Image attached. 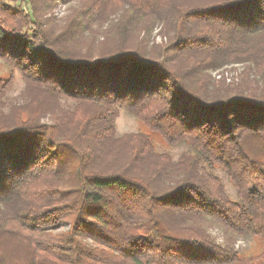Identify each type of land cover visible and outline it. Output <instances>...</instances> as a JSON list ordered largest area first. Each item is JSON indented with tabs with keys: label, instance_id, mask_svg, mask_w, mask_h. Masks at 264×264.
<instances>
[{
	"label": "trees",
	"instance_id": "obj_1",
	"mask_svg": "<svg viewBox=\"0 0 264 264\" xmlns=\"http://www.w3.org/2000/svg\"><path fill=\"white\" fill-rule=\"evenodd\" d=\"M0 59V264H264L201 224L264 240V0H0Z\"/></svg>",
	"mask_w": 264,
	"mask_h": 264
},
{
	"label": "rangeland",
	"instance_id": "obj_2",
	"mask_svg": "<svg viewBox=\"0 0 264 264\" xmlns=\"http://www.w3.org/2000/svg\"><path fill=\"white\" fill-rule=\"evenodd\" d=\"M68 6L67 3L58 2L54 7L52 14L53 23L57 24L60 22V16H62L66 12V7ZM26 8V6H25ZM151 38L154 42H163L166 40V36L161 32L160 26L156 25L152 32ZM242 67L241 64H229L228 66L218 70H212L210 73L212 76L224 77L226 81L231 75H237L238 70ZM10 74L13 76V82L10 89L7 91L5 97L3 98V106H0L4 111H8L9 106L13 103H21L23 102V98L21 96V91L23 90L24 82L21 78V74L18 70L9 67L0 59V77L7 78ZM63 104L70 103L69 101H62ZM45 120H49L48 118H44ZM115 128L117 136L122 135L127 132L132 131H143L145 132L153 141L156 149L158 151L167 150L171 153L172 158L174 160L180 155V153L186 148V145H173L169 146L163 142L160 138L159 134L154 131L147 129L140 121H138L134 116L129 114L124 109H119L118 116L115 119ZM217 172L222 177L226 190L228 193L234 197L235 190L234 188L227 182L226 176L223 172L217 170ZM201 224L206 228V230L211 234L212 237L216 239L217 242L221 244H231L241 255H253L264 251V240L255 236L251 235H237L228 230L224 227L216 223L212 219H204Z\"/></svg>",
	"mask_w": 264,
	"mask_h": 264
}]
</instances>
